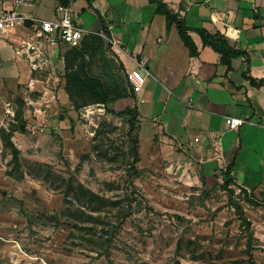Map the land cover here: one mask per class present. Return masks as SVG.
Here are the masks:
<instances>
[{"label": "rangeland", "instance_id": "374dc122", "mask_svg": "<svg viewBox=\"0 0 264 264\" xmlns=\"http://www.w3.org/2000/svg\"><path fill=\"white\" fill-rule=\"evenodd\" d=\"M80 46H61L55 75L35 82L24 62L0 55V264H264V200L236 183L226 187V170L195 173L190 149L180 159L176 142L141 134L139 117L131 130L128 118L68 86L71 68L129 82L104 41L85 60ZM131 106L135 99L109 108ZM34 121L42 125L37 133L28 129ZM69 183L123 202L125 219L112 205L71 219L78 205L66 196Z\"/></svg>", "mask_w": 264, "mask_h": 264}, {"label": "crops", "instance_id": "0c3cea01", "mask_svg": "<svg viewBox=\"0 0 264 264\" xmlns=\"http://www.w3.org/2000/svg\"><path fill=\"white\" fill-rule=\"evenodd\" d=\"M1 1L12 8V0ZM68 1L76 24L94 33L113 26L128 72L134 60L149 58L151 77L130 97L136 101L141 134L176 142L180 159L190 149L195 173L212 176L229 169L238 186L264 200V0ZM156 2L191 29L198 56L190 55L175 24L167 27ZM58 5L56 0H34L18 10L52 19ZM202 29L225 35L241 55L227 67L194 31ZM25 33L20 27L0 38V55L15 62L13 46ZM227 118L245 123L230 130Z\"/></svg>", "mask_w": 264, "mask_h": 264}, {"label": "trees", "instance_id": "16d2710c", "mask_svg": "<svg viewBox=\"0 0 264 264\" xmlns=\"http://www.w3.org/2000/svg\"><path fill=\"white\" fill-rule=\"evenodd\" d=\"M56 1L59 4L65 6H68L69 4L68 0ZM156 4L157 13L164 15L167 19V27L170 28L173 24H175L183 43L189 50L190 55L192 57L198 56L199 53L197 46L189 35V31H191V29L186 26V23L184 21L178 19L177 15L169 10L166 5L160 2H156ZM194 31H196L200 35L205 46L211 47L215 52L221 55V62L227 67L230 66L233 56L241 55V52L231 46L227 37L220 32L209 33L208 31L203 29ZM102 42L103 40L98 36H89L84 38L79 48L75 49L77 50V54L79 55V57L85 60L93 56L92 52L95 53L96 51H98V48L102 45ZM66 81L68 86H74L80 91L90 94L95 99V103L103 105L108 112L113 113L119 117L128 118L131 130L136 129V121L139 117L137 109L128 107L122 112H115L114 110H110L109 108L110 104H113L121 99H127L134 96L135 91L130 82L127 81L126 84L122 80H114L112 84H109L108 82L104 81L101 75H82L79 70H75L72 68L66 74ZM251 82L253 84H258L253 79L251 80ZM131 143V166L135 173L134 176H137L140 173V171L136 168V165L140 162V155L138 151V137L132 136ZM10 146H12V144H10ZM13 149L15 150V148ZM17 153V150H15L16 155ZM225 175L227 178V181L225 183L226 187H229L232 183H235L233 177L230 175L229 169L226 170ZM132 186L134 185L132 184ZM240 190L245 194L248 193L243 188H240ZM71 195L74 199L72 205L74 207L78 205L77 207H75L76 210L71 214V219H84L87 215L94 218V213H100L111 205L120 211V213L122 214V220H124L125 216L127 215L125 206L122 205L123 202L111 201L86 189L82 185L76 186L74 183H69L68 190L66 191V196L70 197ZM85 207H88L90 211L89 214H87ZM95 219L101 218L100 216H98Z\"/></svg>", "mask_w": 264, "mask_h": 264}, {"label": "built area", "instance_id": "2783aa9c", "mask_svg": "<svg viewBox=\"0 0 264 264\" xmlns=\"http://www.w3.org/2000/svg\"><path fill=\"white\" fill-rule=\"evenodd\" d=\"M34 0H12V8L6 6V2L0 0V38L15 33L18 28H24L25 34L19 37L13 46L14 59L17 62H24L28 69L32 82L36 79L33 76L50 72L53 69V54L61 46L78 47L84 38L89 36L100 37L116 53H121L122 48L117 39L112 35L113 26L99 32L78 25L73 20L71 10L68 6L58 5L56 16L52 19L37 18L24 14L18 10L19 7L30 5ZM134 67L128 72L129 81L135 93H139L151 73L148 69L149 58L143 57L134 60ZM10 104H7V113H11ZM245 121L237 118H227V125L230 130H238ZM29 131L37 133L42 130V125L34 121ZM198 141V139H196Z\"/></svg>", "mask_w": 264, "mask_h": 264}]
</instances>
